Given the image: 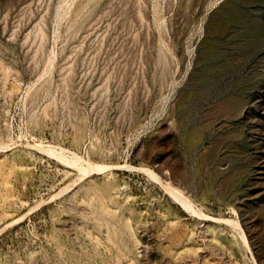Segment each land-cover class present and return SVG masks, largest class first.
<instances>
[{
  "label": "rangeland",
  "instance_id": "374dc122",
  "mask_svg": "<svg viewBox=\"0 0 264 264\" xmlns=\"http://www.w3.org/2000/svg\"><path fill=\"white\" fill-rule=\"evenodd\" d=\"M0 264H264V0H0Z\"/></svg>",
  "mask_w": 264,
  "mask_h": 264
}]
</instances>
